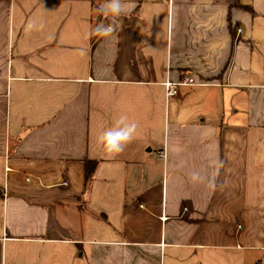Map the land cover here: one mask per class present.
<instances>
[{
    "label": "crops",
    "instance_id": "obj_1",
    "mask_svg": "<svg viewBox=\"0 0 264 264\" xmlns=\"http://www.w3.org/2000/svg\"><path fill=\"white\" fill-rule=\"evenodd\" d=\"M102 2L0 0V264H264V0Z\"/></svg>",
    "mask_w": 264,
    "mask_h": 264
},
{
    "label": "clouds",
    "instance_id": "obj_2",
    "mask_svg": "<svg viewBox=\"0 0 264 264\" xmlns=\"http://www.w3.org/2000/svg\"><path fill=\"white\" fill-rule=\"evenodd\" d=\"M135 4L131 0H103L98 7V12L103 17H120L129 13ZM43 29L44 25L41 23L37 26L34 20H30L26 25V31L33 29ZM119 24L115 20L109 23H105L101 20L94 28L91 29V33L103 36H111L119 28ZM137 123L130 122L127 115H121L116 119L114 125L104 130L98 137V142L105 148L108 153L119 154L124 151L125 147L133 141L137 131ZM191 179L194 182L203 181L204 177L199 172H193Z\"/></svg>",
    "mask_w": 264,
    "mask_h": 264
},
{
    "label": "built area",
    "instance_id": "obj_3",
    "mask_svg": "<svg viewBox=\"0 0 264 264\" xmlns=\"http://www.w3.org/2000/svg\"><path fill=\"white\" fill-rule=\"evenodd\" d=\"M197 83L194 78L188 77L182 82H172L170 80L164 83L165 94L167 98H174L179 95V90L184 86H196Z\"/></svg>",
    "mask_w": 264,
    "mask_h": 264
},
{
    "label": "trees",
    "instance_id": "obj_4",
    "mask_svg": "<svg viewBox=\"0 0 264 264\" xmlns=\"http://www.w3.org/2000/svg\"><path fill=\"white\" fill-rule=\"evenodd\" d=\"M97 164L96 163H91L87 165V170H86V187H87V183H90L92 176L95 173Z\"/></svg>",
    "mask_w": 264,
    "mask_h": 264
}]
</instances>
